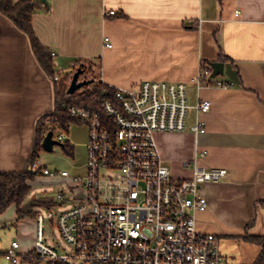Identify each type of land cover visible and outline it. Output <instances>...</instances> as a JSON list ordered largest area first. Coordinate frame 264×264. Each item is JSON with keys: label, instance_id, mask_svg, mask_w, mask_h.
<instances>
[{"label": "crops", "instance_id": "crops-1", "mask_svg": "<svg viewBox=\"0 0 264 264\" xmlns=\"http://www.w3.org/2000/svg\"><path fill=\"white\" fill-rule=\"evenodd\" d=\"M32 24L61 74L92 64L112 88L185 83L190 106L211 102L200 116L205 134L191 132L197 113L190 109L188 130L159 132L156 144L175 177L189 178L184 164L195 160L228 170L224 181L202 187L208 209L196 215L197 229L219 237L230 264H255L264 248L246 237L264 239V0H49ZM221 57L238 72L239 83L217 86L231 81L224 75L198 87L195 79ZM54 107V83L27 35L0 14V173L26 168L37 122ZM88 135L87 127V158ZM7 212L0 223L17 219L15 206Z\"/></svg>", "mask_w": 264, "mask_h": 264}, {"label": "built area", "instance_id": "built-area-1", "mask_svg": "<svg viewBox=\"0 0 264 264\" xmlns=\"http://www.w3.org/2000/svg\"><path fill=\"white\" fill-rule=\"evenodd\" d=\"M105 43L112 47L108 38ZM76 72V68L66 72L70 84ZM204 76L201 72L195 79L198 87L203 86ZM87 77L84 70L79 82ZM60 79L59 75L55 81ZM234 85L232 80L217 83L224 88ZM113 89L114 93L95 98L96 108H69L71 117L89 129L87 174L67 185L70 191L84 193L78 199L72 197L75 203L65 207L69 200L60 192L58 199L64 206L47 216L57 220L62 238L72 247L70 254H59L45 244V218L38 215V264H230L221 252L219 237L198 231L196 216L208 209L202 187L224 181L228 170L207 168L195 160L184 164L191 169L189 178L175 177L154 138L156 132H186L190 109L197 113L191 132L197 138L205 134L206 123L200 116L210 111L211 102L190 106L185 83L144 81L128 89ZM47 123L56 131L55 140H69L57 121L48 118ZM39 167L46 177H70L68 171H51L38 159L34 168ZM19 249L20 243L13 241L6 260L23 264Z\"/></svg>", "mask_w": 264, "mask_h": 264}, {"label": "trees", "instance_id": "trees-1", "mask_svg": "<svg viewBox=\"0 0 264 264\" xmlns=\"http://www.w3.org/2000/svg\"><path fill=\"white\" fill-rule=\"evenodd\" d=\"M44 8L48 9V7L43 6L39 0H0V14L9 18L20 31L27 35L37 61L53 81L55 103L54 111L42 116L37 122L33 150L26 168L21 172L0 173V215L5 213L10 207L15 206L18 210V215H21L22 217L25 216L22 212V207L29 202L28 197L32 191V183L35 182L37 178L43 176V167L34 168V164L39 159L40 153L44 151L43 141L45 134L48 132L56 133L54 129L50 128L47 119L51 118L52 123L57 121L60 124V127L68 133L69 125L79 123L71 117L69 111L70 107L84 106L96 108L98 105L95 102V98L103 97L104 94L110 95L114 93L112 87L102 82L100 76L96 72L99 68H96L94 71L98 76L92 78V84L72 95L68 94L71 76L69 74L63 76L61 72L57 71L54 56L41 43L32 24L33 15ZM220 62L229 63V60L225 57H221ZM78 66L79 67H76L77 70H85L87 73H89L87 71L89 67H94L92 64H79ZM206 69H203L205 76L202 78V85L210 86L213 85L214 82L213 79H211V74L213 72L212 64L208 65ZM59 75L61 76V79L57 82L55 81V78ZM205 80L207 81L205 82ZM62 148L67 155L74 156V146L69 140L63 143ZM34 199L36 200V206L38 207L52 209L57 205L55 198L35 197ZM33 211L34 208L29 215H33ZM246 239L250 241H260L264 248V239L252 237H246ZM22 263L38 264L39 257L36 256L35 252L29 253L28 255L23 256ZM255 264H264L263 254H261Z\"/></svg>", "mask_w": 264, "mask_h": 264}, {"label": "rangeland", "instance_id": "rangeland-1", "mask_svg": "<svg viewBox=\"0 0 264 264\" xmlns=\"http://www.w3.org/2000/svg\"><path fill=\"white\" fill-rule=\"evenodd\" d=\"M93 68L94 67H89L87 69L89 73L87 77L88 79L86 81H93L92 78L98 76L95 71H91ZM62 75L65 76L64 73H62ZM220 77L225 78L226 76ZM158 133L156 132L154 134L155 141L157 140ZM67 135L68 139L71 141V144L75 147L73 157L67 155L61 146H55L52 152H47L45 150L42 151L39 156V161L41 162L42 166H46L51 171H68L73 178L85 177L84 164L86 163L87 156L84 154V146L87 141V127L84 125H72L70 133ZM65 182V179H56L46 176L37 178L35 182L32 183V191L28 197V201L35 200V197L55 198L57 204L56 207L48 209L46 207L35 206L33 215L25 214V216L22 217L21 215H18L17 212L16 220H7L6 222L0 223V264H13L6 260L5 249L7 248L6 250H8L7 246L11 245L14 240L18 241L21 245V248L19 249V254L21 257L28 255L29 253L36 252V243L38 241L37 217L39 214H42L45 218V244L51 249L57 251L59 254L72 253V247L62 238L60 234L57 220L47 218L49 211H58L62 206L63 203H61V201L58 199L60 192H63L69 200L66 202L65 207H70L75 203V200H70L72 197L78 199L84 193L82 189H73L70 191ZM4 251L5 253L3 255ZM41 264L49 263L44 261Z\"/></svg>", "mask_w": 264, "mask_h": 264}, {"label": "water", "instance_id": "water-1", "mask_svg": "<svg viewBox=\"0 0 264 264\" xmlns=\"http://www.w3.org/2000/svg\"><path fill=\"white\" fill-rule=\"evenodd\" d=\"M39 1L44 6L49 8V0H39ZM212 68H213V72L211 74V78L215 79L218 76L226 75L235 83H239L240 80H239L238 72L233 68L231 64L215 62V63H212ZM82 72L83 71L81 69H78L77 72L74 74L69 90H68L69 95H72L76 93L77 91L93 83V81L79 82V78ZM55 146L62 147L63 143L55 140L53 136V132H49L47 136L44 138L43 148L47 152H52ZM36 205H37L36 200H31L22 207V212L24 214H29Z\"/></svg>", "mask_w": 264, "mask_h": 264}]
</instances>
